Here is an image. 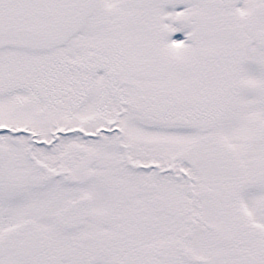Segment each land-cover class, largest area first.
Segmentation results:
<instances>
[{"label":"snow or ice","instance_id":"6c2138e0","mask_svg":"<svg viewBox=\"0 0 264 264\" xmlns=\"http://www.w3.org/2000/svg\"><path fill=\"white\" fill-rule=\"evenodd\" d=\"M0 264H264V0H0Z\"/></svg>","mask_w":264,"mask_h":264}]
</instances>
